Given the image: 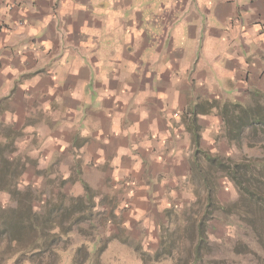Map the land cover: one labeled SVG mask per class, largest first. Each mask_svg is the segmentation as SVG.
I'll list each match as a JSON object with an SVG mask.
<instances>
[{"label":"crops","instance_id":"0c3cea01","mask_svg":"<svg viewBox=\"0 0 264 264\" xmlns=\"http://www.w3.org/2000/svg\"><path fill=\"white\" fill-rule=\"evenodd\" d=\"M253 91L264 0H0V121L34 139L43 168L79 163L69 192L131 198L139 225L165 221L190 173L185 118L208 147L222 119L205 102Z\"/></svg>","mask_w":264,"mask_h":264},{"label":"rangeland","instance_id":"374dc122","mask_svg":"<svg viewBox=\"0 0 264 264\" xmlns=\"http://www.w3.org/2000/svg\"><path fill=\"white\" fill-rule=\"evenodd\" d=\"M129 9L127 5L120 12L124 15ZM123 38L124 34L116 37L118 41ZM209 102H216L208 108L211 111L218 110L226 100ZM236 103L264 110V94L253 91L243 102ZM237 115L236 137L230 139L219 112L222 123L218 132L208 135L213 139L208 147L200 145L199 138L205 133L201 126L198 144L187 130L192 141L190 173L168 196L170 206L164 211L165 221L160 223L159 217L150 216L149 225L143 226L137 224L141 218L137 223L133 220L131 198L120 200L119 204L118 195L100 194L95 188L85 187L82 194L69 192L70 184L79 179V163L56 161L43 168L42 163L30 155L34 139L25 141L23 130L0 121V168L2 160L13 161L14 170L19 172L16 188L31 192L33 209L64 229L67 224L72 225L71 231L52 239L47 250L33 252L24 259L11 254L4 264H264V250L260 244L261 241L264 245V211L252 206L251 225H247L245 213L234 210L233 204L239 196L234 180L205 160L206 152L223 158L230 165L257 164L264 159V120L253 124L241 113ZM239 125L242 126L240 130ZM259 171L264 174V170ZM203 175L209 181L215 202L211 208L212 218H207L200 226L208 209ZM249 185L252 190L263 191L264 175L261 178L255 174ZM9 205H13L10 194L0 190V207ZM201 228L204 237L199 243ZM197 244L199 258L195 250Z\"/></svg>","mask_w":264,"mask_h":264},{"label":"trees","instance_id":"16d2710c","mask_svg":"<svg viewBox=\"0 0 264 264\" xmlns=\"http://www.w3.org/2000/svg\"><path fill=\"white\" fill-rule=\"evenodd\" d=\"M205 104L210 107L216 105V102L213 104L207 101ZM218 107H220L219 112L223 117V124L227 127L226 135L230 139L236 137L234 124L238 125L239 122L237 120V114L241 113L242 117L251 119L253 124H259L264 120V110L247 108L240 103L226 101L222 106ZM229 114L231 115L230 117ZM185 119H187V130L192 135V140L195 144H198L199 125L196 123V113H192L190 117ZM241 128L242 126L239 125L238 129L240 130ZM205 156V160L209 164L219 167L230 179L234 180L239 193L237 201L233 204L236 207L234 210H238L239 214L244 212V218H247L244 220L250 226L251 221L249 218H251L250 214L253 212L252 206L259 207L264 211V189L259 192L252 190L249 185L253 183V176L255 174L263 178L264 174L259 169L264 170V159L259 160L257 164L246 163L239 166L237 164L230 165L223 158L212 156L207 152ZM15 168L16 165L13 161L7 159L2 160L0 168V190L7 191L10 194L13 205L0 207V264H4L11 254L21 255L24 259V256L30 255L33 252L47 250L46 248L51 245L52 239H56L62 234L71 231L70 227L72 226L71 224H67L64 229V226H61V224L45 218V216H42L41 213L33 209L31 192L16 188L15 184L17 182L16 180H18L19 172H16L14 170ZM5 173L8 174V177H5ZM202 180L207 190L205 198L208 209L205 211L207 217L200 221V226H202V223L204 224L207 218H212L213 209L211 208L215 202L212 195V188L208 185L209 181H207L204 175L202 176ZM257 182L262 184L260 180H257ZM86 190L88 189L86 188ZM203 237L204 231L201 228L199 229L198 235L199 243H201ZM260 244L264 250V245H262L261 241ZM195 250L196 255L200 253V246L198 244L195 246ZM197 256L199 258V255Z\"/></svg>","mask_w":264,"mask_h":264}]
</instances>
